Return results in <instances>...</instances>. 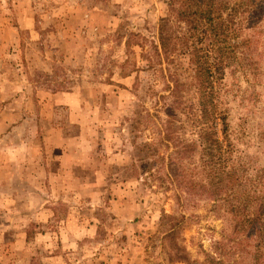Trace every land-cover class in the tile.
<instances>
[{
  "label": "rangeland",
  "instance_id": "374dc122",
  "mask_svg": "<svg viewBox=\"0 0 264 264\" xmlns=\"http://www.w3.org/2000/svg\"><path fill=\"white\" fill-rule=\"evenodd\" d=\"M165 2L0 0V264H248L230 250L226 192L160 180L166 91L145 55ZM261 54L259 76L225 72L223 102L238 175L264 190Z\"/></svg>",
  "mask_w": 264,
  "mask_h": 264
},
{
  "label": "trees",
  "instance_id": "16d2710c",
  "mask_svg": "<svg viewBox=\"0 0 264 264\" xmlns=\"http://www.w3.org/2000/svg\"><path fill=\"white\" fill-rule=\"evenodd\" d=\"M165 4L156 42L145 59L147 70L166 91L157 100L163 118L156 127L159 148L166 154L161 155L155 143H143L138 153L148 152L154 158L157 151L163 170L160 180L176 182L175 189L182 187L190 196L226 192L222 202L233 224L232 255L248 256V264H264V190L258 183L248 187L251 179L244 167L238 175L242 166L232 157L234 145L223 102L226 71L260 74L264 0H166ZM213 184L218 194L212 192ZM182 223V217L168 216L165 238L171 240ZM176 258L185 261L186 254Z\"/></svg>",
  "mask_w": 264,
  "mask_h": 264
}]
</instances>
